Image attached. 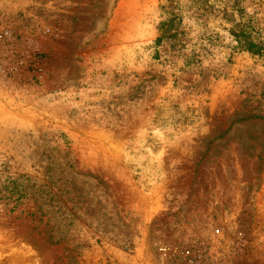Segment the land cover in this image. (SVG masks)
<instances>
[{
    "label": "rangeland",
    "instance_id": "obj_1",
    "mask_svg": "<svg viewBox=\"0 0 264 264\" xmlns=\"http://www.w3.org/2000/svg\"><path fill=\"white\" fill-rule=\"evenodd\" d=\"M184 247L264 264V0H0V264Z\"/></svg>",
    "mask_w": 264,
    "mask_h": 264
},
{
    "label": "built area",
    "instance_id": "obj_2",
    "mask_svg": "<svg viewBox=\"0 0 264 264\" xmlns=\"http://www.w3.org/2000/svg\"><path fill=\"white\" fill-rule=\"evenodd\" d=\"M181 255L186 258L187 264H214L209 253L205 249L197 247H184L181 250Z\"/></svg>",
    "mask_w": 264,
    "mask_h": 264
},
{
    "label": "trees",
    "instance_id": "obj_3",
    "mask_svg": "<svg viewBox=\"0 0 264 264\" xmlns=\"http://www.w3.org/2000/svg\"><path fill=\"white\" fill-rule=\"evenodd\" d=\"M169 28H167V22H161L160 24V31L162 32V35L165 36L166 33L168 32ZM161 39V36L157 39L158 41ZM16 189V186L13 185L11 190L14 192ZM20 193L18 194L19 197Z\"/></svg>",
    "mask_w": 264,
    "mask_h": 264
}]
</instances>
